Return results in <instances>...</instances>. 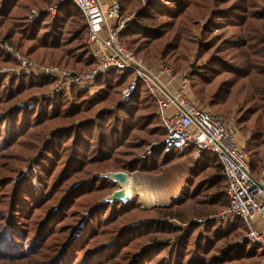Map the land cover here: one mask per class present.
<instances>
[{
	"label": "trees",
	"instance_id": "obj_1",
	"mask_svg": "<svg viewBox=\"0 0 264 264\" xmlns=\"http://www.w3.org/2000/svg\"><path fill=\"white\" fill-rule=\"evenodd\" d=\"M54 1L0 0L3 38L24 48L28 58L47 56L54 61L57 57L61 66L88 63L90 67L81 70H89L94 60L85 47L86 27L81 24L84 17L75 4L61 2L53 17L42 12L33 24L29 22L27 14L32 8ZM165 1L147 3L138 11L141 0H118L122 14L134 13L121 33L122 40L126 38L125 43L133 45L136 54L160 57L175 70L187 64L186 56L192 48L189 22L207 16L212 26L233 29L232 38L205 33L202 50L207 61L189 72L190 87L218 115L226 116L234 104H239L237 126L244 138L239 139L244 143L251 173L257 177L264 165V0ZM3 51L0 64H15ZM131 79L129 72L109 71L97 78L100 92L86 99L88 103L74 106L66 102L61 111L63 95L77 94L81 89L49 93L46 90L50 91L52 79L47 77L25 71L0 74V264H214L264 255L259 245L248 241L229 247L217 245L237 230L245 233L239 219L230 221L225 233L210 220L205 237H193L197 227L192 224L190 232L187 230L170 245L175 228L155 216L168 206L143 210L138 195L124 202L101 199L114 183L91 170L111 163L122 170L156 171L182 153L195 152L193 145L170 152L159 146L151 157L144 161L138 158V151L150 139L159 140L165 135L155 100L142 82L137 83L129 101L118 107L120 117L112 118L116 113L107 111L95 120L61 125L48 133L47 141L35 148L33 156L20 154L24 171L8 165L13 157L6 151L23 144L33 127L62 113H83L90 102L108 98L112 90L113 94L121 93ZM34 87L46 90L32 107L15 103L17 95ZM102 116L108 118L105 126L100 123ZM133 130L140 134L133 137ZM129 136L133 138L127 139ZM124 143L129 144L128 151L122 149ZM205 168H215L221 175L214 178L212 172L208 173L207 180L197 183L190 193L184 191L182 198L193 199L204 190L216 189L203 203L226 207L222 165L216 156L201 151L190 174ZM125 215L133 218L125 220ZM153 233L165 236L150 237Z\"/></svg>",
	"mask_w": 264,
	"mask_h": 264
},
{
	"label": "built area",
	"instance_id": "obj_2",
	"mask_svg": "<svg viewBox=\"0 0 264 264\" xmlns=\"http://www.w3.org/2000/svg\"><path fill=\"white\" fill-rule=\"evenodd\" d=\"M64 1L75 4L84 17L85 44L94 60L89 70H75L57 65L39 64L28 60L7 42L0 48L19 60L14 67H0V74L17 71L30 72L52 79L49 93L69 91L71 88H91L97 78L109 71L129 72L132 79L121 93V103L129 101L138 82H142L155 100L157 114L165 135L146 147L141 158L151 155L162 146L165 152L195 147V155L207 151L216 156L226 178L228 205L214 213L217 220L243 222L244 239L264 250V165L257 177L251 173L243 141L232 122L214 111L199 105L192 97L189 71L175 73L170 66L150 67L134 54L121 39V33L133 19L122 14L118 0H58L53 5L33 10L31 19L48 11L53 17L56 6ZM249 264H264V255Z\"/></svg>",
	"mask_w": 264,
	"mask_h": 264
},
{
	"label": "rangeland",
	"instance_id": "obj_3",
	"mask_svg": "<svg viewBox=\"0 0 264 264\" xmlns=\"http://www.w3.org/2000/svg\"><path fill=\"white\" fill-rule=\"evenodd\" d=\"M56 1H54V3ZM150 1L152 0H141V6L138 9V11L142 10L147 3H156L157 1L166 2L165 0H154L155 2H150ZM48 6H51V5L43 4L38 7L32 8L27 14L29 22L33 24L41 16L40 14L37 18L31 19L30 15L32 14L33 10H40ZM46 12L48 11H45V13ZM48 13L51 15L50 12ZM125 14H132L134 18V13L127 12ZM211 22L212 21L207 16L205 18L194 19L191 22H189L190 28H191L190 34L192 36L191 38H192L193 44H192V48L190 49V51L188 52L186 56L187 64L183 68H178L175 70L172 69L173 72L180 73V72H184L185 70H187L190 73H192L194 69L196 70L200 66L206 63L207 56L203 55V50H202L203 44L205 43L207 39V37H205V33L207 35H216V34L222 33L225 36H229L230 38L235 36L232 28H228L226 30L219 29L216 26H212L210 24ZM81 24L83 25V22H81ZM1 33L2 32L0 31V41H4L12 45L22 55H24V57L28 60H32L39 64L57 65L59 67H65V68L75 69V70H81L84 68L87 69L90 67L88 63H80L77 66H73V65L61 66L62 64L57 62V57L54 61L52 59L50 61L47 56L46 57L39 56L37 58L38 60L28 58L24 53L25 51L24 48H22L21 50L18 47H16L14 44L6 41L2 36L3 34ZM124 40L125 42H128L126 38H124ZM83 41L85 44V38ZM125 45L134 52L135 48L133 45L129 46L127 43H125ZM0 50L3 51V49L1 48ZM134 54L142 58L144 61H146V63L152 68L156 67L158 64H164V65L170 66L160 57L153 59L150 57H146L143 54H142L143 56L138 55L135 52ZM12 58L15 60L16 62L15 64L13 65H7V64L1 65L0 64V67L6 66V67L16 68L19 65V60L15 59L13 56ZM51 58H52V54H51ZM3 83H6L5 80H3ZM45 90H46L45 88H35V87L28 89L22 92L21 94L17 95L15 97L16 101L15 100L14 101L17 105H28L29 107H32L35 104L36 100H38L37 97L40 96V94H42L43 92H45ZM122 90H121V93H122ZM46 92H49V88L48 90H46ZM99 92H100V86L97 82H95L91 88L86 87V88L76 91L77 94L63 95L65 97L61 98V101L59 104L61 107V111H63L62 110L63 107H65V105H67L68 103H72L74 106H77L78 103L82 101L86 102V99L96 95ZM121 93L120 91H118L115 94H113V90H112L111 93L108 95L109 99L104 98V100L96 102V103L90 102L89 105L86 106V109L84 110L85 112L83 113H79L77 115L69 114V116L67 113H64V114L62 113L58 115L57 117L52 118L51 120H47L46 122L42 123L39 126L33 127L31 130H29L30 131L29 137L28 138L26 137L23 140L24 141L23 144L17 147L14 146V148L11 147L6 151V153L8 154L10 152L9 157H13V159L8 162V165H12V168L15 167L17 170L20 168H23L22 162L20 161L21 159L20 154L27 152V155L33 156L36 153L35 148L37 146L38 148L41 147L42 143H45L47 141L45 139L48 138L49 136L48 133L52 131L54 128H58L61 125L63 126V125L71 124L73 122H78L79 120H82V121H87L88 119L95 120L101 113H104L107 111H114V113H116V115L115 114L111 115L112 118H114L115 116L117 118L120 117V113L116 111L120 105L127 103V102L121 103ZM192 97L199 105L205 108H208L214 112H217L214 108H211L207 104L206 101H203L199 99L198 97H196L193 90H192ZM221 116L226 121L232 122L235 125L238 131V138L240 137V139L243 140L244 138L242 134L240 133L239 128L237 126V120L241 116V107L239 106V104H234L232 108L230 109L229 114H227L226 116L225 115H221ZM100 119H101L100 120L101 125L105 126L106 123H108L107 116H102ZM132 132L131 134L133 135V137H136V135L140 134L138 130H135L133 133ZM133 137L129 136L127 139L131 140ZM159 140L150 139L149 140L150 142L147 143L148 145L146 144V146L142 150L138 151V158L144 161L145 159L151 157L153 152L151 155H147L144 158H141L146 147L151 145L152 142L159 141ZM125 143H127V140L125 141ZM128 145L129 144H125V146H123L122 149H124L125 151H128ZM180 155L182 156L167 163L160 170H156V171H145V170H140V169H137L134 171L122 170V169L114 168L111 163L101 169L99 168V169H96V170L94 169L90 171V168H89L88 170L91 173H99V176L101 177H106L105 174L110 171L126 172L127 176H129L134 186V187L132 186V197L131 198L135 197V195H138L139 200H140V207L143 210H149L153 207H159V206H168L162 211L161 215L157 213L155 214V216L161 223H165L167 226L175 228L176 231L172 233V236H171L172 238L170 239L171 241L170 245L171 244L173 245L176 241H178L180 237L182 236V234L186 232L187 230L188 232H190V229H191L190 227L192 226V224L193 226L197 227L195 230L197 232H194L193 237L195 235H201L205 237L207 235L206 227L208 231V229L211 226V225H208V222L210 220L215 224V227L217 230L223 231V233L227 232L226 230L229 227L228 223L230 221L217 220L213 218L212 216L214 213L224 209L225 207L218 208L216 205H209V204H206L205 202L203 203V201H206L205 198L208 195H211L213 191H216V189L204 190V193L201 192L196 198H193V199L192 198L184 199V197L182 198V193L184 191L187 192L188 190V193H190L192 189L195 187V185H197V183L201 184L205 181V179L207 180L208 173L212 172L214 178H216L221 175V172L216 171L215 168H211V169L205 168L204 170L199 169L195 173L192 172L190 174V169L194 166V164L198 160V157L195 155V153H186V154L182 153ZM215 163L217 162L215 161L214 164ZM263 163H264V160H263ZM211 164H212V161H211ZM2 170L3 169L0 167V174H3ZM22 171H24V168ZM109 180L112 181L111 179ZM113 183H114V188L111 191H107V193H104L101 196V199L107 197V195L111 194L113 190L119 187L117 181ZM79 209L83 211L81 206H79ZM124 218L125 220H127L133 217L131 215H125ZM164 236L165 234L162 235V234H154V233L150 235V237H160V238ZM243 241H246L244 239V233L242 231L237 230L233 235L229 234V235H226L224 238L220 239L217 242V245H221L222 247H229L231 245L233 246L235 243H241ZM169 247L170 246H168L167 249L163 252L164 255L168 252ZM210 253L213 254L214 251L213 252L211 251ZM254 260H256V258L252 260L241 258L237 261H228V262L226 261V262L214 263V264H249L250 262Z\"/></svg>",
	"mask_w": 264,
	"mask_h": 264
},
{
	"label": "water",
	"instance_id": "obj_4",
	"mask_svg": "<svg viewBox=\"0 0 264 264\" xmlns=\"http://www.w3.org/2000/svg\"><path fill=\"white\" fill-rule=\"evenodd\" d=\"M106 177L111 179L113 182H116L114 180H117L119 183V187L111 192L105 200L109 202L114 201H126V193L124 190L123 185L126 183L127 174L123 171H110L105 174Z\"/></svg>",
	"mask_w": 264,
	"mask_h": 264
},
{
	"label": "bare ground",
	"instance_id": "obj_5",
	"mask_svg": "<svg viewBox=\"0 0 264 264\" xmlns=\"http://www.w3.org/2000/svg\"><path fill=\"white\" fill-rule=\"evenodd\" d=\"M114 181H117V180H114ZM118 182V181H117ZM119 183V182H118ZM132 182H131V179L129 178V176H127L126 178V183L125 185H123L124 187V190H125V193H126V198L129 199L132 197ZM134 187V186H133ZM136 187V186H135ZM124 202V201H123Z\"/></svg>",
	"mask_w": 264,
	"mask_h": 264
},
{
	"label": "crops",
	"instance_id": "obj_6",
	"mask_svg": "<svg viewBox=\"0 0 264 264\" xmlns=\"http://www.w3.org/2000/svg\"><path fill=\"white\" fill-rule=\"evenodd\" d=\"M242 141V140H241ZM194 153V152H193Z\"/></svg>",
	"mask_w": 264,
	"mask_h": 264
}]
</instances>
